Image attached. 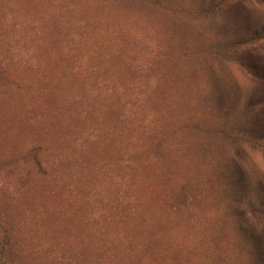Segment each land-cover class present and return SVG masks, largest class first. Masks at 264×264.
Here are the masks:
<instances>
[{"label":"rangeland","instance_id":"rangeland-1","mask_svg":"<svg viewBox=\"0 0 264 264\" xmlns=\"http://www.w3.org/2000/svg\"><path fill=\"white\" fill-rule=\"evenodd\" d=\"M80 2L118 18L98 30ZM26 6L0 0L8 263L127 264L138 252L139 264H172L133 231L149 214L177 264H264V0ZM49 30L64 93L47 86ZM145 162L163 177L152 210L140 209Z\"/></svg>","mask_w":264,"mask_h":264},{"label":"trees","instance_id":"trees-1","mask_svg":"<svg viewBox=\"0 0 264 264\" xmlns=\"http://www.w3.org/2000/svg\"><path fill=\"white\" fill-rule=\"evenodd\" d=\"M48 0H27V6H26V13L29 15H34L39 12V10L42 8L43 5L47 3ZM80 7L87 9L84 10V12L87 14V18L90 20L98 21L97 23L93 24L92 26L96 27L98 30H103L105 27L113 24L116 19L118 18L119 11L111 4H100L96 5L92 8H86L83 6V4L80 2ZM95 15H100V19H96ZM83 21H87L85 18V15L82 16ZM58 34L55 32H51L50 30L47 31L46 34L43 35L41 38V42L44 44V50L45 54L47 55L49 61H48V84L47 86L51 89L56 91L62 90L63 93L66 92L65 86H60V77L61 73L58 71L57 65L62 60L61 56V49H60V43L55 41V37ZM235 62L239 64L241 67L245 68V65L241 61L240 58L236 59ZM51 68V70H50ZM51 98L53 100H57L59 98V95L57 93L52 94ZM179 113V112H178ZM176 113V115L178 114ZM164 151L163 149H159ZM165 152V151H164ZM163 153V152H162ZM167 157H170L171 154L165 152L163 153ZM143 175L146 180L145 184L146 186H152L150 190L144 189V196L141 201L140 209L146 207L151 209V207H157L153 205V195L152 190H157V188L161 185L163 187V177L161 173L157 170H155L150 164L146 163L143 167ZM161 178V179H160ZM162 183V184H161ZM148 194V196H147ZM147 196V197H146ZM163 199V198H162ZM161 199V201H163ZM151 206V207H150ZM152 210V209H151ZM139 212H136L138 214ZM134 224V233L142 238V244L144 245L145 249L148 250L150 253V256L158 258H169L173 263L177 264V262L174 260L176 257H179L178 252L168 243L165 242L164 236L166 233H163L161 226L157 223V221L154 219L153 216L149 214H143L142 217ZM146 221V222H145ZM154 228V229H153ZM152 229V230H151ZM154 230V231H153ZM156 249H161L163 251V254L160 255L156 251ZM156 251V253L153 252ZM168 251H173V255L168 254ZM177 252V253H175ZM166 253V254H165ZM175 254V255H174ZM139 253L133 252L127 260V264H139V257L137 256ZM171 257V258H170ZM0 264H10L8 263V256L3 253V251L0 250Z\"/></svg>","mask_w":264,"mask_h":264},{"label":"bare ground","instance_id":"bare-ground-1","mask_svg":"<svg viewBox=\"0 0 264 264\" xmlns=\"http://www.w3.org/2000/svg\"><path fill=\"white\" fill-rule=\"evenodd\" d=\"M161 179V178H160ZM162 184V183H161ZM161 186V185H160ZM146 222V221H145ZM154 229V228H153ZM152 230V229H151ZM154 231V230H153ZM175 253H177V252H175ZM166 254V253H165ZM169 254H172V253H169ZM173 255V254H172ZM175 255V254H174ZM170 256V255H169ZM171 258V257H170Z\"/></svg>","mask_w":264,"mask_h":264}]
</instances>
